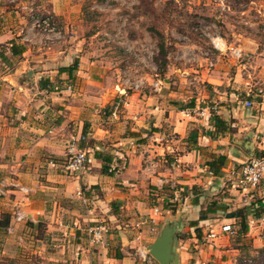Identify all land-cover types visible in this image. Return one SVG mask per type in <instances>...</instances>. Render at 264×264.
<instances>
[{"label": "crops", "instance_id": "crops-1", "mask_svg": "<svg viewBox=\"0 0 264 264\" xmlns=\"http://www.w3.org/2000/svg\"><path fill=\"white\" fill-rule=\"evenodd\" d=\"M85 2L0 0V229L7 216L8 233L24 220L62 219L81 241L87 222L106 227L96 243L63 247L64 264H158L147 249L171 223L178 264L224 261L234 236L264 244L253 221L263 213L251 212L264 209V178L247 206L235 186L247 158L264 156V50L255 92L238 73L218 107L186 105L152 74L140 38L87 30ZM47 15L59 34L36 27ZM213 117L227 130L217 131ZM71 143L91 158L78 174L66 170ZM219 156L224 165L213 175L205 163ZM234 222V235L202 244L210 228Z\"/></svg>", "mask_w": 264, "mask_h": 264}, {"label": "rangeland", "instance_id": "rangeland-1", "mask_svg": "<svg viewBox=\"0 0 264 264\" xmlns=\"http://www.w3.org/2000/svg\"><path fill=\"white\" fill-rule=\"evenodd\" d=\"M83 10L89 20L87 30L99 29L100 35L109 37L114 31L127 32L140 38L144 55L156 65L152 74L157 71L158 79H167L168 89L175 90L186 105L198 99L201 105L218 107L238 73L249 81L252 92L260 86L256 55L264 50V0H86ZM237 95L239 101L244 98ZM24 221L20 227L14 225L12 233L0 229V264H40L50 257L58 262L48 260L49 264H64L60 262L67 254L63 247L71 242L96 243V227H88L90 222L80 230V241L62 219ZM234 237L226 264H264L263 241L254 244L252 238ZM75 252L71 248L69 254ZM215 259V264L226 262Z\"/></svg>", "mask_w": 264, "mask_h": 264}, {"label": "built area", "instance_id": "built-area-1", "mask_svg": "<svg viewBox=\"0 0 264 264\" xmlns=\"http://www.w3.org/2000/svg\"><path fill=\"white\" fill-rule=\"evenodd\" d=\"M36 27L44 33L46 36H50L52 34H59L56 26L51 17L44 16L42 18H37ZM237 55L240 57V51H237ZM143 87V81L137 80L133 84L134 89H140ZM246 107H252L251 102L245 103ZM216 110L215 107L211 108V113ZM83 140V138H81ZM91 158L88 153L82 149L77 148L74 143H71L67 148V161H66V170L71 174H78L82 172L87 164H89ZM211 174V173H209ZM264 178V156L251 157L244 163L240 170V175L236 181V189L239 190L241 194V204L243 206L250 205V194L255 189L260 182ZM180 199V198H179ZM14 219L16 222H20L23 220V215L20 213L14 214ZM254 224L261 228L262 235L264 236V214L254 219ZM107 232L106 227L99 226L93 231L94 240L96 242L100 241L102 236ZM235 231L233 229V225L222 224L220 226V231L217 232L214 228H210L209 231L204 235L202 239V244L207 245L214 242L218 239L219 236L222 235H234ZM195 264H204L202 261H198Z\"/></svg>", "mask_w": 264, "mask_h": 264}, {"label": "water", "instance_id": "water-1", "mask_svg": "<svg viewBox=\"0 0 264 264\" xmlns=\"http://www.w3.org/2000/svg\"><path fill=\"white\" fill-rule=\"evenodd\" d=\"M176 226L174 223L163 227L160 235L148 247V254L158 262V264H178V258L173 250Z\"/></svg>", "mask_w": 264, "mask_h": 264}, {"label": "trees", "instance_id": "trees-1", "mask_svg": "<svg viewBox=\"0 0 264 264\" xmlns=\"http://www.w3.org/2000/svg\"><path fill=\"white\" fill-rule=\"evenodd\" d=\"M213 120H214L215 128H216L217 131H225V130H227V126L222 120L218 119L217 117H213ZM224 161H225V158L223 156H219L217 159H214V160L206 162L205 166H207L206 167L207 171L211 172L213 175H219L220 174V170H221V168L224 165ZM251 212H252L254 217H257V216H259V214L261 212H264V209H260V208L256 207ZM202 218H203V216L201 215L200 219H202ZM8 221H9V218L7 216L6 219H5L3 227H5V228L7 227ZM241 230L245 231V220H244V218L241 220Z\"/></svg>", "mask_w": 264, "mask_h": 264}]
</instances>
